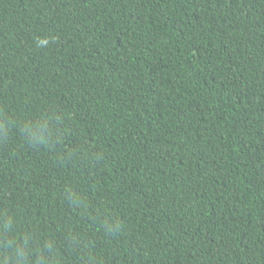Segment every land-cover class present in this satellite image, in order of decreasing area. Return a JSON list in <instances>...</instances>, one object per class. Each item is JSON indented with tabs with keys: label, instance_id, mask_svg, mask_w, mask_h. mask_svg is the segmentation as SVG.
Returning <instances> with one entry per match:
<instances>
[{
	"label": "trees",
	"instance_id": "trees-1",
	"mask_svg": "<svg viewBox=\"0 0 264 264\" xmlns=\"http://www.w3.org/2000/svg\"><path fill=\"white\" fill-rule=\"evenodd\" d=\"M0 264H264V0H0Z\"/></svg>",
	"mask_w": 264,
	"mask_h": 264
}]
</instances>
